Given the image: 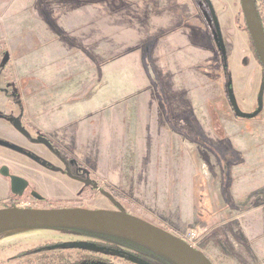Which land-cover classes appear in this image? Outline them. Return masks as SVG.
<instances>
[{
	"label": "crops",
	"instance_id": "1",
	"mask_svg": "<svg viewBox=\"0 0 264 264\" xmlns=\"http://www.w3.org/2000/svg\"><path fill=\"white\" fill-rule=\"evenodd\" d=\"M199 4L200 0H14L8 12L12 25L1 34L3 49L15 81L22 83L23 116L33 132L91 172L101 185L117 189L152 216L160 218L166 211L168 217H182L185 225L198 224L203 241L212 246L205 255L213 264H264V137L239 132L249 122H236L240 135L231 140L235 161L213 197L199 193L198 206L190 169L176 183V171L158 169L154 153L156 162L147 168L119 171L117 149L112 155L103 147L126 143L128 119L132 144H152L160 136L173 139L175 125L166 115L170 108H160L157 93L151 105H128L126 98L148 83L144 63L152 65L151 79L160 81L164 72L159 69L171 51H176L180 67H190L192 55L200 63L207 60L206 53L203 58L200 53L207 44L191 36L192 31L206 34L207 20L196 10ZM143 48L154 50L145 62L142 52L127 53ZM187 78L191 80L190 74ZM157 191L167 194L165 207L149 203Z\"/></svg>",
	"mask_w": 264,
	"mask_h": 264
},
{
	"label": "rangeland",
	"instance_id": "2",
	"mask_svg": "<svg viewBox=\"0 0 264 264\" xmlns=\"http://www.w3.org/2000/svg\"><path fill=\"white\" fill-rule=\"evenodd\" d=\"M216 1L217 15L221 23V26L219 25V32H222L221 38L224 50H221L220 43L218 42L216 33L218 29L216 27L217 30H215L213 26L210 9H204L202 4H199L200 9L196 8V10L199 15H202L200 13L203 12L207 20L205 23L206 34L192 31L191 36L194 41H202L201 45L207 44L206 50L203 51L204 48L200 52L201 55L206 53L207 60L200 63L198 56L192 55L191 66L187 67L185 65V67H180V63L175 54L176 51H171L172 54L169 56L168 62L163 64V67L159 69L164 72V78L160 81L151 79L152 65L148 62V64L144 63V69L149 79L148 83L136 95L126 98L128 105H134L140 102L141 104L151 105L154 103L153 100L156 101L157 93L159 95L158 104L160 108L163 107L164 110L170 108V113H166V115L172 117L175 125L174 128H171L174 134L173 139L168 138L167 140V138H161L160 136L159 139L153 140L152 144L149 143L146 145V143H143L142 145L136 141L132 144L129 142L131 136V121L128 119L126 143L122 145L108 144L103 146L112 155H115V149H117L119 157L117 168L119 171H126L132 168L136 170L140 168L145 169L148 167L147 164L155 163L157 159L158 169L170 168L176 171V183H178L184 171L190 169L193 178L191 185L196 206H198L200 192H206L208 198L209 195L213 197L214 188H218L219 184H221L220 178L226 179L227 170L231 168L235 161L234 157L236 156L231 149L233 148L231 140L237 138L240 135L239 132L242 131L245 133L249 132V136L256 139L264 137V93L263 109L252 120H244L236 117L227 93L230 89L233 99L242 113H253L257 108V96L260 87L264 84V69L256 60L249 36L241 33L245 29V24L240 14L239 0H224V3L223 0ZM256 1L259 5L261 0ZM13 2L14 0H0V64H6L7 62L6 53L3 49L4 42L1 39L3 35L1 34H5L6 29L12 25L13 17L8 12ZM219 3L223 4L220 5ZM19 17L21 18V16ZM231 25L234 31L229 35L225 30H230L229 27ZM1 49L4 54H2ZM136 51L143 53L144 62L149 59V54L154 52L152 49L145 48L127 49L128 54ZM178 53H181V51ZM201 57L203 58L204 56L202 55ZM166 59H160L159 63ZM0 72L6 73L7 69L4 71L0 70ZM188 74L191 77L190 81L187 78ZM182 76H184V79H180ZM1 79L0 84L2 85ZM4 82L5 88H9L15 95L16 107L15 109H11L6 115L0 114V121L9 125L8 128L0 122V139L19 147H25L30 153L32 152L37 156H41L52 165H56V163L62 161L63 159L61 157L66 158L63 152L58 151V154L53 155L40 144H26L24 138L19 135L16 128L12 127V123L17 117L16 111L19 108L21 109L20 94L23 93L21 92L19 94V91H21L22 83L15 81L12 77L7 80L8 83L6 81ZM152 91L154 92V96H152ZM129 115L131 116V114ZM220 122L222 125H220ZM236 122L249 123L247 127L241 125L238 132L234 128L237 126ZM14 123L16 125L18 124V122ZM20 125L21 129L30 132L28 130L29 128L23 122ZM35 135L40 136L38 132L31 130V136L35 137ZM142 141L144 142L146 139L142 138ZM156 141H158L157 144ZM2 150L0 148V166L8 167L12 174L24 173L23 170L25 169L23 167L25 165L23 164L27 165L25 166L26 168L40 169L28 161V164L25 163L26 161L23 157L18 154L22 153L20 149H16L18 150L17 154H12L9 150ZM154 153L157 157L155 160H152L151 156ZM134 157L137 159L136 161L133 159ZM72 162H75L78 168H82L74 159H72ZM220 172L223 175L222 177L220 176ZM83 175L84 179L89 178L93 180V184H100L96 177L93 179L90 175ZM34 188L42 197L43 194H46L48 197L49 192L55 198L63 197L55 195H61L66 192V189L63 187H55L51 190L46 189L43 191L37 186ZM105 188L102 189L115 199L118 203L117 205L122 209L130 211L134 216L146 223L157 226L179 239L188 241L190 245L202 253L205 254L206 251L210 253L209 250L212 246L206 245V241H203L198 224H192L191 226L185 225L182 217H172V215L168 217L166 211L160 218H156L147 211H144V209L136 206L134 202L126 197L125 194L118 192L117 189ZM9 193L7 184L0 177V200L7 197ZM87 194L88 196L85 197V200L81 197V205L83 208L89 210L107 209L119 211V208L113 207L112 203L108 206L106 198L101 196L99 192H95L94 194L89 192ZM154 195L155 197L150 199L153 201L149 203L155 205L160 204L165 207L167 201L164 195L166 196L167 194L157 191ZM170 203L171 200L169 201ZM191 235H193V238H191ZM71 243L87 244L89 240L66 229H50L35 226H19L4 229L0 231V264H74L78 258L80 259L79 255L83 256L96 251L94 250L96 247L93 245L90 248L82 250L67 249L63 251H52V249H48V251H45L46 247L55 244ZM42 249L45 253L41 252ZM32 253L33 255L29 256ZM98 256H101L103 259L108 257L113 259L115 263L118 262L116 260L117 258L111 257L112 255L110 254H99ZM126 264L132 263L127 262Z\"/></svg>",
	"mask_w": 264,
	"mask_h": 264
},
{
	"label": "flooded vegetation",
	"instance_id": "3",
	"mask_svg": "<svg viewBox=\"0 0 264 264\" xmlns=\"http://www.w3.org/2000/svg\"><path fill=\"white\" fill-rule=\"evenodd\" d=\"M202 2V5L204 7V9L208 8L211 11V14L213 13L216 17L217 20V29H216V25L214 24V20L212 21L213 26L215 28L216 33H217V38H218V42L220 44L223 43L222 41V32H219V25L221 26L220 20H219V16L217 15V9H216V0L212 1V0H200ZM224 3V0H223ZM223 3H219L220 5H222ZM212 14V16H213ZM241 14V12H240ZM242 15V14H241ZM243 17V16H242ZM213 18V17H212ZM244 22V18L242 20ZM245 24V22H244ZM245 26V25H244ZM230 30H225V32L229 35L232 34V32L234 31L232 28L233 26L231 25ZM221 31V30H220ZM220 33V34H219ZM242 34H247V36H249L248 31L246 30V28L243 30V32H241ZM250 38V36H249ZM2 52V49H1ZM2 54H4L2 52ZM1 57V55H0ZM3 57V55H2ZM255 57L256 60L259 62V59H257V55L255 53ZM6 64H7V68H6V64H0L1 68L0 70L4 71L7 69V72H0V78H2L1 82L2 85L0 84V114H4L6 115L11 109H15L16 107V102H15V95L12 93V91L9 88H5L4 85V81L7 82V80L10 79V77H12L14 79V75L12 73V69H11V65L9 64V60L7 58L6 60ZM260 63V62H259ZM261 65V64H260ZM15 80V79H14ZM8 83V82H7ZM4 86V87H2ZM20 103H21V109L19 108V110L17 109V117L16 119H14V122H18V124L16 125L14 122L12 123V127L16 128V130L19 132V135L22 136L26 142V144H32V145H36V144H40L41 146H43L44 148H46L51 154L56 155L59 152V149L54 146L49 140H47L44 136H42L41 134L35 135V137L31 136V126L26 122L24 116H23V111H22V102L20 99ZM261 113V112H260ZM2 122V121H0ZM23 122L30 130V132L25 131L23 129H21V125L20 123ZM15 124V125H14ZM2 125L6 126L9 128L8 124H4L2 122ZM18 126V128H17ZM47 141V143L49 144V146H46L42 143H39V141ZM0 148H2L3 150H9L10 152H12V154L14 153H18L16 149H20L22 153H18L20 154L19 156L23 157V159L26 161L25 163L28 164V162H30L31 164H35L36 166H38L40 169H34V168H26L25 166H27L26 164L23 168L25 170L24 173L22 174H12L9 170L8 167L1 165L0 166V170L2 169V167H6L8 169V177H3L0 175L2 181L4 183L7 184L8 188H9V195L5 198H2L0 200V209H7V208H17V209H32V210H50V209H85V210H89L86 208L82 207V203L81 200L83 197V199L85 200L88 196L87 193L91 192V193H97L99 192L101 196H103L104 198H106L108 206L109 204H113L112 206L115 208H119L118 210H122L123 212L129 214L127 211L128 210H124L122 209L119 205H117L118 203L116 202L115 199H113L109 194H107L102 188L106 189L103 185L98 184L95 185L93 184V180H90L89 178H85L84 179V175H90L93 179L95 178L94 175L89 172L86 169H80L77 167V165L75 164V162H72V159L70 160V158H68L66 155V158H62V164L56 163V165H52L50 164L48 161H46V159H43L41 156H37L34 153H30L25 147H19L13 143L7 142L6 140L0 139ZM2 150V151H3ZM27 157H26V156ZM34 155V156H33ZM20 160V159H19ZM28 161V162H27ZM24 163V162H23ZM61 166V167H60ZM11 177H17L21 180L24 181V189L22 191L19 192H15L12 193L11 192ZM37 186L38 188H40L42 191L46 190V189H53V188H64L66 189V192H64L63 194H57L55 196H63V197H58L55 198L54 195H51V193H48V197L46 196V194H43V197L40 195V193L38 191L35 190V188L33 187ZM65 186V187H64ZM100 186V187H99ZM74 188V189H73ZM79 193V194H78ZM47 197H45V196ZM51 195V196H50ZM105 195H108L110 198L106 197ZM75 196H78L75 198ZM38 198V199H37ZM55 198V199H53ZM26 200V201H24ZM99 210V209H96ZM105 211H112V210H105ZM114 212H118V211H114ZM130 215V214H129ZM133 216V215H131ZM136 217V216H134ZM157 227V226H156ZM70 232H74L78 235H81L83 238H86L87 240H89L90 246H94L96 247L93 253L91 252V254H85L83 256H86L87 259H90V261H92L95 264H119V263H123L126 264L128 263H132V264H174L172 261H170L169 259L165 258L164 256L153 252L151 250L147 251L146 249H143L145 247L141 246L140 248L137 246H134L131 243H134L132 241H129L127 239H123L120 237H115L111 235H106V234H102L99 233L100 235H95V236H84L81 232H79L78 230H67ZM128 244H127V242ZM136 244V243H135ZM60 244H55L52 245L50 247H46L45 251H48V249H52V251H63V250H67V249H60L57 248V246ZM72 249H80V248H72ZM82 250V248L80 249ZM92 250V249H91ZM45 251L42 249L41 252L45 253ZM96 254V256H95ZM99 254H110L112 255L111 257L113 258H117L116 260L118 261L117 263H115V261L113 259L110 258H101V256H98ZM33 254H29V256H32ZM103 259V260H102Z\"/></svg>",
	"mask_w": 264,
	"mask_h": 264
},
{
	"label": "water",
	"instance_id": "4",
	"mask_svg": "<svg viewBox=\"0 0 264 264\" xmlns=\"http://www.w3.org/2000/svg\"><path fill=\"white\" fill-rule=\"evenodd\" d=\"M255 2L256 0H239L245 28L248 31L257 58L264 69V29L258 17ZM212 17L217 27L215 15L213 14ZM220 46L223 51V45L220 44ZM227 93L231 107L239 119L252 120L263 109L264 84L260 87L257 96V108L251 114L242 113L233 99L231 90L229 89ZM39 143L49 146L45 140L39 141ZM0 175L8 177V169L2 167ZM22 184H24L23 180L17 177H11V192L22 191L24 189V185ZM105 196L110 198L108 195ZM19 226L102 233L139 244L164 256L174 264H213L204 253L192 247L184 240L177 238L159 227L146 223L137 217L131 216L122 210L114 212L85 209H0V231ZM90 247V244L84 243L60 244L57 246L60 249H87Z\"/></svg>",
	"mask_w": 264,
	"mask_h": 264
},
{
	"label": "trees",
	"instance_id": "5",
	"mask_svg": "<svg viewBox=\"0 0 264 264\" xmlns=\"http://www.w3.org/2000/svg\"><path fill=\"white\" fill-rule=\"evenodd\" d=\"M263 2H264V0H261L260 1V4L258 5L257 4V1L255 2V7H256V10H257V13H258V17H259V19H260V22L262 23V7H263ZM250 41H251V39H250ZM251 44H252V42H251ZM252 48H253V50H254V52H255V49H254V47H253V44H252ZM258 59V58H257ZM79 232H81L84 236H89V235H91V236H95V235H100L99 233H95V232H88V231H79ZM112 237V236H111ZM127 242V241H126ZM129 242V241H128ZM128 242H127V244H128ZM131 244H133L134 246H137V247H141V246H139V245H137V244H135V243H131ZM142 248V247H141ZM68 249H70V248H68ZM143 249H146V248H143ZM147 251H149L148 249H146ZM37 252V251H36ZM36 252H33V253H35V254H38V253H36ZM32 253V254H33ZM79 257H80V259L78 258V260H76L75 261V263H78V264H95V263H93L92 261H90V259H87V257L86 256H82V255H79ZM46 259V258H45ZM49 259V258H48ZM74 263V264H75Z\"/></svg>",
	"mask_w": 264,
	"mask_h": 264
},
{
	"label": "built area",
	"instance_id": "6",
	"mask_svg": "<svg viewBox=\"0 0 264 264\" xmlns=\"http://www.w3.org/2000/svg\"><path fill=\"white\" fill-rule=\"evenodd\" d=\"M191 238H193V235H191ZM185 242H187V243H188V241H186V240H185ZM188 244H189V243H188ZM191 246H192V245H191ZM192 247H193V246H192Z\"/></svg>",
	"mask_w": 264,
	"mask_h": 264
}]
</instances>
